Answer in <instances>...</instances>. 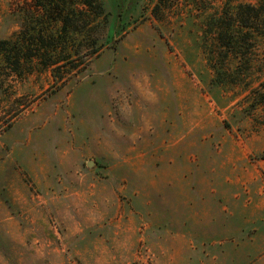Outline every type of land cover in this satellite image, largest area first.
Wrapping results in <instances>:
<instances>
[{"label":"rangeland","instance_id":"1","mask_svg":"<svg viewBox=\"0 0 264 264\" xmlns=\"http://www.w3.org/2000/svg\"><path fill=\"white\" fill-rule=\"evenodd\" d=\"M100 1L78 83L0 66V264H264V0Z\"/></svg>","mask_w":264,"mask_h":264},{"label":"trees","instance_id":"2","mask_svg":"<svg viewBox=\"0 0 264 264\" xmlns=\"http://www.w3.org/2000/svg\"><path fill=\"white\" fill-rule=\"evenodd\" d=\"M10 16L19 30L0 41L2 71L21 80L49 71L58 88L70 80L78 83L66 70L78 68L101 51L96 35L109 18L100 0H26L17 3ZM260 158L264 160V154Z\"/></svg>","mask_w":264,"mask_h":264},{"label":"water","instance_id":"3","mask_svg":"<svg viewBox=\"0 0 264 264\" xmlns=\"http://www.w3.org/2000/svg\"><path fill=\"white\" fill-rule=\"evenodd\" d=\"M91 165H92V163H89L87 166L90 168V167H91Z\"/></svg>","mask_w":264,"mask_h":264}]
</instances>
